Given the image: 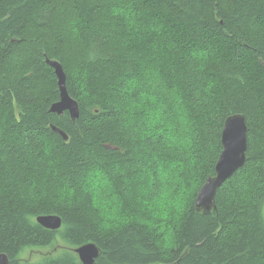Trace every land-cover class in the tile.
Segmentation results:
<instances>
[{
    "label": "trees",
    "instance_id": "16d2710c",
    "mask_svg": "<svg viewBox=\"0 0 264 264\" xmlns=\"http://www.w3.org/2000/svg\"><path fill=\"white\" fill-rule=\"evenodd\" d=\"M47 59L76 122L50 112ZM236 114L247 163L198 213ZM87 244L95 264H264V0H0V253L82 264Z\"/></svg>",
    "mask_w": 264,
    "mask_h": 264
},
{
    "label": "water",
    "instance_id": "95a60500",
    "mask_svg": "<svg viewBox=\"0 0 264 264\" xmlns=\"http://www.w3.org/2000/svg\"><path fill=\"white\" fill-rule=\"evenodd\" d=\"M46 62L55 72L60 91V100L52 105L50 112L58 116L68 113L72 121L76 122L80 118V105L69 94L63 65L50 59ZM52 130L62 136L66 142L69 141V136L64 131L55 126H52ZM222 147L216 165V174L207 180L196 199V211L204 215H211L218 210L216 202L218 190L247 163L248 125L245 115L236 114L226 120L222 133ZM37 223L48 230L57 231L62 227V218L57 215L40 216L37 218ZM75 253L82 264H95L100 256V249L95 244H87L76 249ZM0 264H10L7 254L0 253Z\"/></svg>",
    "mask_w": 264,
    "mask_h": 264
}]
</instances>
